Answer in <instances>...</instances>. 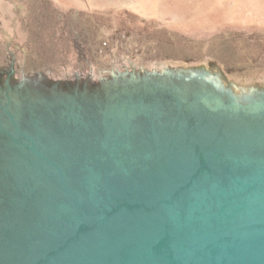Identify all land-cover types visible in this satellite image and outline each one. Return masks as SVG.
I'll return each mask as SVG.
<instances>
[{
    "label": "water",
    "instance_id": "water-1",
    "mask_svg": "<svg viewBox=\"0 0 264 264\" xmlns=\"http://www.w3.org/2000/svg\"><path fill=\"white\" fill-rule=\"evenodd\" d=\"M0 53V264H264V59Z\"/></svg>",
    "mask_w": 264,
    "mask_h": 264
},
{
    "label": "rangeland",
    "instance_id": "rangeland-1",
    "mask_svg": "<svg viewBox=\"0 0 264 264\" xmlns=\"http://www.w3.org/2000/svg\"><path fill=\"white\" fill-rule=\"evenodd\" d=\"M6 35L77 65L112 48L234 64L264 59V0H0Z\"/></svg>",
    "mask_w": 264,
    "mask_h": 264
},
{
    "label": "flooded vegetation",
    "instance_id": "flooded-vegetation-1",
    "mask_svg": "<svg viewBox=\"0 0 264 264\" xmlns=\"http://www.w3.org/2000/svg\"><path fill=\"white\" fill-rule=\"evenodd\" d=\"M15 37H11L9 35H6V37H2L0 39V53H18L19 52V47L16 44V39Z\"/></svg>",
    "mask_w": 264,
    "mask_h": 264
}]
</instances>
